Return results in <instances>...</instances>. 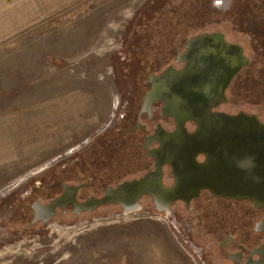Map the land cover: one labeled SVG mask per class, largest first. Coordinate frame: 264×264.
<instances>
[{"label": "rangeland", "instance_id": "rangeland-1", "mask_svg": "<svg viewBox=\"0 0 264 264\" xmlns=\"http://www.w3.org/2000/svg\"><path fill=\"white\" fill-rule=\"evenodd\" d=\"M202 4L82 0L0 46V117L8 119L22 167L0 175V225L10 229H0V264H229L219 253L212 258L195 253L196 228L189 233L187 225L174 224L145 203L133 214L113 206L77 216L58 211L49 224L35 227L24 218L23 193L59 174L65 161H85V171L68 178L72 183L90 173L110 176L133 162V148L110 138L112 119L123 112L121 101L135 91L138 65L130 66L131 60L148 61L161 53L146 42L147 32L159 29L158 12L171 23L192 21ZM240 24L243 28L235 23L233 30L241 34L228 36L252 53L247 30L260 28L249 17ZM175 29L170 33L177 36ZM86 147L100 150L82 156ZM32 195L47 200L40 191Z\"/></svg>", "mask_w": 264, "mask_h": 264}, {"label": "flooded vegetation", "instance_id": "flooded-vegetation-1", "mask_svg": "<svg viewBox=\"0 0 264 264\" xmlns=\"http://www.w3.org/2000/svg\"><path fill=\"white\" fill-rule=\"evenodd\" d=\"M203 1L202 7L204 5L211 13L206 16H198L208 17V25L203 21L200 23L198 29L193 28V30L187 31L186 34L177 33L175 37L180 39L179 43L169 44V46H167L168 49L161 51L158 57L153 56L148 61L144 59L139 60L137 58L131 60L132 64L130 66L138 65L134 83L135 91L131 93L129 98L121 101L123 112L120 111L113 117L110 125V128H112L110 138L111 142L120 144L124 141V148H133L131 154L133 162L123 165V168L119 171H114L113 174L110 175L111 177H116L113 182H108L109 180H106L110 176L98 178V175L90 173L81 177L79 182L72 183L68 181V178L74 174L77 177L79 169L84 172L85 166L83 165L85 161L83 158L80 163L79 158H77L75 159L76 163L74 165L65 161V165L59 174L53 173L49 175L51 176L50 180L43 178L44 181L41 180L39 183H35L31 193L28 191L23 193V200L27 199V203H25L27 207L24 208V218L25 220L27 217V219L30 218L29 227H35L38 223L49 224V222L57 216L58 211L64 215L69 211L76 216L83 213H91L81 212L80 214H76L74 206L67 203L64 206H57L54 216L48 218L47 221H43L39 218L44 216V212L38 203L41 205L51 204L55 198L63 196L64 187L66 186H79L76 201L78 203H83L91 198L103 197L108 190H116L120 184L140 180L149 174L155 173L158 166L162 171V185L165 188L174 186L176 182L175 174L177 172H183L182 166L189 167L192 161H184V159L175 158V154H171V152L176 146H165L162 143L163 133L168 134L176 131V121L165 115L164 101L151 100L149 102L148 94L152 91V79L160 76L162 72L169 67L180 70L186 66L185 62L180 61L179 58L188 53L187 47L190 40H196L206 37V35L209 36L214 33H220L227 42L239 45L243 49V54L247 57L248 63L239 69L224 89L226 101L220 99L218 107H215L213 110L234 115L240 112L255 114L264 123V118L261 116L260 111L253 108L254 111L252 112L248 110L250 107L245 108L244 106H240L237 102H234L228 97L230 87H233L232 89L235 91L240 90L241 82L252 81L259 82L262 85L264 95V0H229L227 3L223 0ZM244 17H249L256 26L260 28L257 32L255 29H246L249 36L252 38H250L252 53L249 52L247 46L245 47L246 44L232 41L231 37L228 36L230 34L236 37L238 34H241V32L233 29L236 28L235 23L238 24L239 28H243L240 21ZM176 40L177 39H175V41ZM226 76H228L227 70L220 76L222 79L221 83L225 80ZM221 83H216V89L222 87ZM198 85L190 84L192 88H196L194 89L196 93L202 94V87L200 84ZM203 86L205 87L203 91L206 94L208 84L204 82ZM224 106L227 108H223ZM220 127L221 126L216 125L213 128L218 130ZM197 128L198 124L194 121H185L184 129L190 136L196 134ZM207 130H210V127H207ZM111 135L113 137H111ZM206 138L207 143L199 140L195 143H191L189 148H187L189 151L194 153L197 152L195 154V160L199 164L205 160V155H202L199 151H203L209 147L218 148L220 146L222 148L225 147L226 144L228 145L227 141L211 143V136ZM106 141V139H102L100 145L103 146ZM93 148L89 150V148L86 147L81 155L84 156L86 153L94 154L96 151L100 150V147ZM167 148L171 149L168 150ZM155 151H157L156 154ZM166 151H168L169 154H165ZM107 174H110V171H108ZM197 179L196 177L195 180ZM208 181L211 184L206 185H215L212 183L211 177H206L203 185L205 186V183ZM37 191H40L43 196H46L47 200L32 195V193ZM214 192H217V190L213 189L211 186V188L207 187L201 189L197 196L189 198L187 202L177 199L172 202L171 206L168 208V212H158L154 199L150 195L142 196L138 203L141 206V210L143 209V203H145L153 207L158 213L173 220L174 224L179 226L181 224L187 225V231L189 233L193 228H196L195 245L198 246H193V249H196L195 253L200 256L205 255L208 258H212L214 257V253H219L220 257H223L224 261L226 260L225 262L229 264H262L259 255H257L255 251L264 243V233L256 230L257 224L264 219V209L255 208L250 202L244 200H236L234 198L228 199L217 196ZM21 204L22 203L19 205ZM106 206H113L120 209L121 212H124V208L120 204L114 203ZM100 207L92 212H97ZM9 208L10 210H14L16 207H14V204H11ZM18 209L15 213H18ZM180 214L183 217L179 218ZM0 229L3 232H8L10 230L1 225Z\"/></svg>", "mask_w": 264, "mask_h": 264}, {"label": "water", "instance_id": "water-1", "mask_svg": "<svg viewBox=\"0 0 264 264\" xmlns=\"http://www.w3.org/2000/svg\"><path fill=\"white\" fill-rule=\"evenodd\" d=\"M223 1L227 3L229 0ZM187 48L188 53L179 58L186 66L180 70L169 67L152 79V91L148 94L149 102L164 101L165 115L176 121V131L163 133L162 143L176 146L171 152L175 158L192 161L189 167L182 166L183 172L175 174L174 186L165 188L162 185L159 166L155 173L120 184L116 190H108L103 197L91 198L83 203L76 201L79 186H66L63 196L55 198L51 204L38 203L44 212V216L39 218L47 221L54 216L57 206L67 203L74 206L76 214L92 212L100 206L114 203L120 204L125 214H132L141 210L138 201L144 195L153 197L158 212H168L173 201L180 199L187 202L201 189L211 186L217 190L214 192L217 196L244 200L255 208L264 209V123L255 114L240 112L234 115L213 110L218 107L220 99L226 101L224 89L239 69L248 63V59L239 45L227 42L220 33L190 40ZM223 69L228 71V76L221 83ZM204 82L208 84V95L203 91ZM218 82L222 87L216 89ZM190 84H200L203 95L196 93V88ZM187 120L198 124L196 134L190 136L186 133L184 124ZM216 125L221 127L216 130L213 128ZM209 136L211 143L227 141L228 145L199 151L205 155V160L199 164L195 160L197 152L187 148L199 140L207 143L206 137ZM206 177H211L215 185H206L211 184L208 181L204 186ZM256 230L264 233V219L257 224ZM255 253L264 264V243Z\"/></svg>", "mask_w": 264, "mask_h": 264}, {"label": "crops", "instance_id": "crops-1", "mask_svg": "<svg viewBox=\"0 0 264 264\" xmlns=\"http://www.w3.org/2000/svg\"><path fill=\"white\" fill-rule=\"evenodd\" d=\"M82 0H0V46ZM8 119L0 117V175L22 169ZM16 164V165H15Z\"/></svg>", "mask_w": 264, "mask_h": 264}, {"label": "trees", "instance_id": "trees-1", "mask_svg": "<svg viewBox=\"0 0 264 264\" xmlns=\"http://www.w3.org/2000/svg\"><path fill=\"white\" fill-rule=\"evenodd\" d=\"M187 1L190 2L195 1V3H199V4L204 3V1H200V0H192V1L187 0ZM200 7H202V5H200ZM173 8H170L169 12H173L175 10ZM165 12L167 13L168 10H166ZM210 13L211 11L203 5L201 10H198L197 12H195L194 16L190 17L192 18V21L184 19V20H179L178 23L176 22L171 23L169 18L164 13L158 12V14L160 15L159 16L160 21L158 19V24H157L159 29L151 28L148 31L146 38L147 45L151 42L152 43L154 42V45H158L160 47L158 49H160L161 51L167 50L168 49L167 46H169V44L171 43L178 44L180 41L179 38L175 37V35H172V33H170L173 27L178 28L175 29V31L178 34H186L187 31H191L193 30V28L198 29L200 23L203 21L206 25H208L209 19L208 17L205 16L210 15ZM198 15H205V16L199 17ZM175 23L178 25H176ZM158 34L159 37L155 39V35ZM175 39L177 40L175 41ZM241 84L242 85L240 90L235 91L232 89L233 87H230V93L228 91L229 99L231 98L234 102H237L240 106H244L245 108L250 107V108H254L257 111H260V113L264 112V95H263L262 85L256 81L242 82Z\"/></svg>", "mask_w": 264, "mask_h": 264}]
</instances>
